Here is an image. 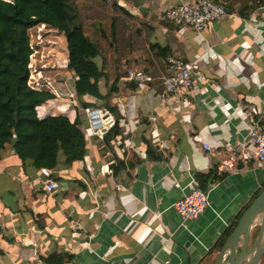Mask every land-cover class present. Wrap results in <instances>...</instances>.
Returning a JSON list of instances; mask_svg holds the SVG:
<instances>
[{
    "label": "crops",
    "instance_id": "1",
    "mask_svg": "<svg viewBox=\"0 0 264 264\" xmlns=\"http://www.w3.org/2000/svg\"><path fill=\"white\" fill-rule=\"evenodd\" d=\"M194 1H116L124 11L115 19L121 58L108 57L100 88L119 118L101 102L92 106L111 118L102 138L89 132L74 93L54 85L74 76L67 49L64 66L34 86L55 96L40 116L81 118L86 153L82 161L61 158L53 170L26 173L10 146L2 150L0 264H43L52 252L70 255L68 264H213L216 242L264 188V167L243 158L252 110L264 127V0H218L226 16L201 33L161 20L167 6ZM170 54L193 67L195 86L162 96ZM123 61L153 82L127 81ZM114 124L118 133L106 136ZM231 156L233 167L220 172ZM211 171L222 176L208 184V207L182 226L172 205L195 186V174ZM54 179L58 188L49 194L44 183Z\"/></svg>",
    "mask_w": 264,
    "mask_h": 264
},
{
    "label": "trees",
    "instance_id": "2",
    "mask_svg": "<svg viewBox=\"0 0 264 264\" xmlns=\"http://www.w3.org/2000/svg\"><path fill=\"white\" fill-rule=\"evenodd\" d=\"M112 6L118 13L123 11L117 2ZM238 11L242 12L241 9ZM38 26L48 27L64 36L67 69L75 76L74 95L79 105L84 109L101 102L104 109L114 114L115 120L119 118L116 108L106 103L107 96L100 88L108 57L117 56V62L121 58L114 42L115 22L111 23L108 31L95 23L89 24L82 16L77 0H0V155L5 147L10 146L26 173L30 169H55L60 154L62 162L69 165L82 161L86 153L85 132L80 127L79 116L70 120L65 114L39 115L38 109L53 101L55 96L47 89L29 85V65L33 54L29 31ZM119 70L125 75L121 66ZM83 96L94 98L96 103L84 102ZM111 133H118L117 124L106 136ZM149 155L151 159H158L152 151ZM252 165L261 166L255 160H252ZM113 170L115 172L116 167ZM221 176L216 177L215 171L197 173L194 180L201 191L207 192L209 182ZM263 189L256 192L250 203ZM246 207L221 235L213 252H219ZM40 260L43 264H68L71 256L52 252Z\"/></svg>",
    "mask_w": 264,
    "mask_h": 264
},
{
    "label": "built area",
    "instance_id": "3",
    "mask_svg": "<svg viewBox=\"0 0 264 264\" xmlns=\"http://www.w3.org/2000/svg\"><path fill=\"white\" fill-rule=\"evenodd\" d=\"M227 14L226 8L213 0H195L193 3H179L177 5L167 6L161 13V20L168 22L176 27L188 28L194 33L205 31L210 24L220 22ZM167 73L161 78L162 96L177 95L181 89L191 91L195 86L193 67L185 63L175 55H167L165 58ZM121 68L125 73L126 80L137 85H149L153 78L147 72L130 67L125 61L122 62ZM45 86L36 82L35 87ZM185 101L187 99L184 98ZM87 118L89 132L102 138L105 134L109 123L110 116L97 107H86L83 109ZM250 122L247 129V147L249 155H244L245 159H252L264 167V127L261 125L258 114L255 110L249 113ZM206 150H210L205 146ZM235 156L222 161L218 170L220 172L231 169L235 163ZM176 187H178L175 184ZM58 188L55 181H46L44 189L47 193H52ZM207 192L201 191L197 185L193 186L188 192L174 202L172 209L180 218V224L184 226L199 218L208 207ZM105 264H114L108 262Z\"/></svg>",
    "mask_w": 264,
    "mask_h": 264
},
{
    "label": "rangeland",
    "instance_id": "4",
    "mask_svg": "<svg viewBox=\"0 0 264 264\" xmlns=\"http://www.w3.org/2000/svg\"><path fill=\"white\" fill-rule=\"evenodd\" d=\"M117 0H77L82 16L86 18L89 24L98 23L101 25L115 22L116 18H120L115 8L112 6L113 2ZM30 44L33 50V55L30 60V78L29 84L34 87L36 82L43 81L44 77L50 78L65 64L66 42L62 34L48 27L38 26L29 31ZM53 78V77H52ZM74 79L75 77H64L54 82V85L59 88L63 87L65 94L74 93ZM81 127L85 129L84 124ZM61 154L59 160H61ZM260 218L255 220V226L252 229L251 239L257 233ZM227 260V259H226ZM225 260V263L227 261ZM258 264H264V256Z\"/></svg>",
    "mask_w": 264,
    "mask_h": 264
},
{
    "label": "water",
    "instance_id": "5",
    "mask_svg": "<svg viewBox=\"0 0 264 264\" xmlns=\"http://www.w3.org/2000/svg\"><path fill=\"white\" fill-rule=\"evenodd\" d=\"M257 218H260L258 230L255 237L251 239L252 229ZM263 256L264 189L241 213L213 264H258Z\"/></svg>",
    "mask_w": 264,
    "mask_h": 264
}]
</instances>
